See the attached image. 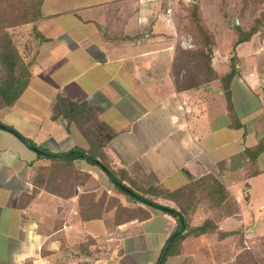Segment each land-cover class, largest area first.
<instances>
[{
  "label": "crops",
  "instance_id": "0c3cea01",
  "mask_svg": "<svg viewBox=\"0 0 264 264\" xmlns=\"http://www.w3.org/2000/svg\"><path fill=\"white\" fill-rule=\"evenodd\" d=\"M178 8L168 18L161 0H44L39 20L6 29L30 76L19 98L0 109V123L49 153L86 151L85 137L60 114L61 96L93 110L113 135L102 150L109 164L138 184L175 191L214 175L238 205L236 215L217 222L230 235L188 236L163 264H237L246 232L264 236V66L252 41L233 51V31L222 20L205 19L215 33L212 68L218 76L236 59L230 91L240 126H231L218 81L177 90L178 50L189 48L184 39L194 47ZM259 147L251 169L245 151ZM50 163L0 128V264H157L179 232L173 216L144 207L149 216L143 220L114 225L110 210L83 222L79 198L97 187L89 181L68 199L34 190L33 169ZM73 166L113 191L98 166L83 159ZM249 172L255 173L248 178ZM200 210L193 226L213 216L205 210L198 220Z\"/></svg>",
  "mask_w": 264,
  "mask_h": 264
},
{
  "label": "trees",
  "instance_id": "16d2710c",
  "mask_svg": "<svg viewBox=\"0 0 264 264\" xmlns=\"http://www.w3.org/2000/svg\"><path fill=\"white\" fill-rule=\"evenodd\" d=\"M43 1L44 0H0V109L11 106L19 98L25 90L30 76L27 68L19 59L6 29L39 20L41 18L40 7ZM187 20L189 23L188 32L190 36L199 40L200 45L197 49L192 51L178 50L177 63L175 66L176 88L177 90H187L190 88H199L210 82L218 81L219 88L225 98L226 111L231 120V126L238 128L240 124L238 123L237 115L233 107L230 91V84L239 72L236 59L231 58L229 60V73L222 77L218 76L216 71L212 68L215 36L203 21L202 13L199 8V0L195 4L188 5ZM259 20L260 24L264 21V11ZM258 30L259 26H254L246 32L237 27L236 31L238 36L232 45V50L234 51L239 44L249 42ZM183 56L201 63L203 75H205L201 80L190 77L188 70L186 71L180 68L179 64ZM180 71H184L181 79L179 78ZM57 106L60 114L68 123H75L81 134L87 140L89 149L85 151L80 148H73L65 154V158L50 159V168L43 166L35 167L31 179L34 190L41 189L49 194L62 197L63 199L73 197L76 188L85 185L89 178L87 173L81 172L73 166V161L76 159H83L87 163L96 166L89 160L95 159L99 161L101 167L108 170L122 186L136 194L140 199L132 197L112 184L113 189L119 194L124 195L127 202L139 203L143 207H137V209L131 211V208L123 206L116 196L113 198L110 197L113 205L108 207V205L104 204L105 200L109 198L106 192H103L102 197L99 199L96 198L94 193H87L81 195L79 198V215L83 222L102 219L103 214L110 210L115 211L112 220L114 225L135 219L143 220L149 216V213L144 207L149 208L147 205L148 203H158L157 200L162 199L174 204V210L179 212L185 225L183 231L176 232L173 235L166 258L177 256L180 252L183 240L188 236L199 237L211 233L217 234L218 237L230 235L229 233L220 231L217 222L223 220L225 217L236 215L238 213V205L217 177L209 174L175 191H169L160 186L144 187L130 178L125 170H114L109 164L102 150L113 135L104 125L97 122V116L93 110L87 109L83 104L69 102L61 96L57 98ZM2 127L12 130L13 134L19 139L22 138L13 128L0 123V128L3 129ZM29 142L37 149L46 152V150L37 146L32 141ZM260 151V147L256 150L247 149L245 151L249 158L251 169L254 168L255 159ZM37 158L47 159L42 155H37ZM254 173L249 172L248 178L253 176L252 174ZM248 187L246 183L244 188L248 189ZM203 208L206 211L216 212L218 215L208 217L198 226H193L192 217L197 210ZM137 212L142 214V216L131 215V213ZM175 219L180 225V220L177 218Z\"/></svg>",
  "mask_w": 264,
  "mask_h": 264
},
{
  "label": "rangeland",
  "instance_id": "374dc122",
  "mask_svg": "<svg viewBox=\"0 0 264 264\" xmlns=\"http://www.w3.org/2000/svg\"><path fill=\"white\" fill-rule=\"evenodd\" d=\"M263 1L264 0H199V8L201 10L202 18L206 26H207V22L205 19H207L208 21L209 20H212V21L222 20L224 23L225 29L233 31L232 33H234V36L236 37V39L238 36V33L236 31L237 27H239L242 31L246 32L254 26H259L258 32L254 36H252L250 41L253 42L252 43L253 46L255 47L256 50L259 51L261 55V58H260L261 66H264V21L260 24L259 18H261V14L264 11ZM187 7L188 6L180 5L178 8L179 11H177L180 17V21H182V25H183L182 28L184 29L183 30L184 35L186 34V32L189 33L188 32L189 26L188 27L186 26V23L188 22ZM203 13H205V15ZM217 22L215 24H217ZM212 23L213 22H211V24ZM233 23H235V27L233 26ZM187 24L189 25V23ZM208 29L215 36V33L209 27ZM192 43L194 44V47L191 49H187V51L195 50L200 45L199 40H196L194 38H193ZM241 53H242L243 59H245L244 50H241ZM214 57L215 55L213 53L212 59ZM179 66L180 68L186 71L188 70L190 73V77L201 80L205 76L203 75L201 63L199 61L196 62L192 59H189L186 56H183V58H181V62ZM242 68H245V66L243 65ZM39 166H43V165H39ZM49 166L50 165L43 166V167H49ZM89 181L92 183L93 187H97V188H94V189H97L96 192H92V191L90 192V193H94L97 199L102 197L103 192H106L108 194L109 198L106 199L104 203L108 205V207L110 205H113V202L110 199L115 196L118 197L119 199L120 198L123 199L122 203L126 205L127 207L131 208V211H134L135 209H137V207H142V205L139 203H131L130 201L127 202V200L125 199V196L122 194H119L114 189L112 192L110 191L108 193L105 187L104 186L102 187V184L100 181H97V180L91 181L90 175L86 183H88ZM109 187L111 186L109 185ZM246 190L247 189H245L243 193L245 200H247L248 198ZM204 211L205 209L200 210L196 214L198 220L199 219L202 220L205 217L206 213ZM212 213L213 215H218L216 212H212ZM131 215L132 216H142V214L138 212L131 213ZM243 248H244L243 252H240L239 256L237 257V261L235 263L237 264H252V263L264 264V236H256V237L250 236V233L246 232V237L244 238ZM78 264H82V263H78Z\"/></svg>",
  "mask_w": 264,
  "mask_h": 264
},
{
  "label": "water",
  "instance_id": "95a60500",
  "mask_svg": "<svg viewBox=\"0 0 264 264\" xmlns=\"http://www.w3.org/2000/svg\"><path fill=\"white\" fill-rule=\"evenodd\" d=\"M233 26L235 27V23H233ZM4 130L8 131L9 133H13L12 130L10 129H7L5 127H2ZM21 142L28 148L30 149L31 151H33L35 154L37 155H42L46 158H49V159H62V158H65L66 155L65 154H53V153H49V152H44V151H41L39 149H37L36 147H34L33 145L30 144V142L25 139V138H20ZM91 162H93L96 166H98L101 171L107 176V178L109 179V181L117 186L118 188H120L122 191H124L125 193L131 195L132 197L134 198H137V199H140L136 194H134L133 192H131L129 189L125 188L124 186H122L112 175L111 173L106 170L105 168L101 167L99 161L95 160V159H89ZM149 208H152V209H155V210H158V211H161V212H164V213H167L177 219L180 220V227H179V231H183L185 229V225H184V221H183V218L180 216L179 212L172 209V208H169L167 206H164V205H161V204H158V203H148L147 204ZM171 245V239L167 242L166 246L164 247L163 251H162V254L160 256V259L159 261L157 262V264H163L164 260H165V257H166V254H167V251L169 249Z\"/></svg>",
  "mask_w": 264,
  "mask_h": 264
},
{
  "label": "built area",
  "instance_id": "2783aa9c",
  "mask_svg": "<svg viewBox=\"0 0 264 264\" xmlns=\"http://www.w3.org/2000/svg\"><path fill=\"white\" fill-rule=\"evenodd\" d=\"M197 1L198 0H161V2L163 3V6H164V12L168 18H172L173 14L175 12V8L177 6H180V5L188 6V5H192V4L197 3ZM189 43L190 42H187L186 39H184L182 42V45L185 48H188V47L193 48L192 46H190ZM184 113H186V114L191 113L190 109L187 106H185V108H184Z\"/></svg>",
  "mask_w": 264,
  "mask_h": 264
}]
</instances>
